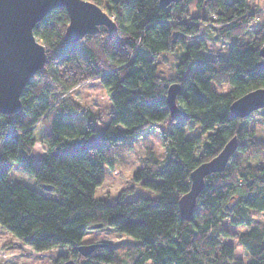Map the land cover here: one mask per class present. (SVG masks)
<instances>
[{
  "label": "trees",
  "instance_id": "16d2710c",
  "mask_svg": "<svg viewBox=\"0 0 264 264\" xmlns=\"http://www.w3.org/2000/svg\"><path fill=\"white\" fill-rule=\"evenodd\" d=\"M91 1L114 18L116 31L100 27L63 43L65 7L52 9L34 28L46 63L24 87L22 108L0 113V225L38 252L66 246L78 257L73 264L115 262L114 251L101 242L86 256L79 252L95 223L133 239L132 264H264V224H253L255 213L264 214V156L249 160L251 153L264 155V137H256L251 114L236 117L230 108L264 87V20L258 24L249 0H197L205 17L190 12L192 0L166 7L160 0ZM255 23L254 35L243 40ZM207 26L231 43L227 55L208 52ZM178 46L176 76L168 79L158 72V58ZM95 79L112 101L102 131L96 114L69 95ZM173 82L180 84L177 103L185 113L176 118L166 100ZM151 130L160 132L166 155L145 157L133 179L155 196L127 199L135 193L129 187L115 202L98 197L106 170ZM234 136L238 146L226 167L206 177L191 217L182 218L179 199L190 189L191 172ZM38 142L46 148L36 164ZM16 165L35 178L37 188L9 180ZM230 226L247 227L237 235L247 259L230 243L237 234Z\"/></svg>",
  "mask_w": 264,
  "mask_h": 264
},
{
  "label": "rangeland",
  "instance_id": "374dc122",
  "mask_svg": "<svg viewBox=\"0 0 264 264\" xmlns=\"http://www.w3.org/2000/svg\"><path fill=\"white\" fill-rule=\"evenodd\" d=\"M197 0H192L189 5L190 12L200 17H205L207 12L204 7H199L196 4ZM249 8L255 11L258 16V24L264 20V0H249ZM261 19V20H260ZM261 21V22H260ZM258 24H253L252 28L242 37L243 40L250 39ZM205 40L207 42L208 52L211 54H228L231 43L223 42L218 38L215 29L212 26H207ZM182 53L181 47H176L174 50L164 51L158 58V72L160 75L173 79L176 76V64L179 56ZM225 89L227 87H224ZM70 97L82 106L91 109L97 118V128L102 131L109 122L111 112V98L107 89L99 80H90L80 84L70 92ZM166 125V124H165ZM250 126L254 129L256 137H264V114L260 108L254 111L250 116ZM200 130H194V134H198ZM191 135L190 132H187ZM205 137V136H202ZM45 145L36 143L33 149V156L36 164H39L45 154ZM165 147L163 139L158 130H151L142 133L136 140L133 150L128 152L123 158L116 161L114 169H108L105 172V180L97 188L96 195L103 197L109 202H115L120 193L133 187L135 193L127 195V199H132L137 193L145 196H155V192L143 188L140 183L135 182L133 175L137 168L142 165L144 158L147 156H157L160 159L165 157ZM249 160L256 162L264 155L261 153L249 154ZM11 182H23L32 188H37L35 178L27 172L20 169L19 166H14L9 173ZM254 225L262 226L264 224V214H254ZM226 226H229L225 222ZM237 231L236 236L230 237L229 241L235 247L236 254L248 258V254L243 246L238 241V233L246 230L245 226H230ZM85 243H104L115 254V262L113 264H132V252L135 249L134 241L125 233H119L112 226H102L89 230L83 237ZM103 246V245H102ZM82 255V254H81ZM76 260L66 246H58L52 249L38 252L30 245L15 237L8 230L0 225V264H59L68 260ZM73 261V260H72ZM78 261V257L76 263ZM75 264V263H74Z\"/></svg>",
  "mask_w": 264,
  "mask_h": 264
},
{
  "label": "water",
  "instance_id": "95a60500",
  "mask_svg": "<svg viewBox=\"0 0 264 264\" xmlns=\"http://www.w3.org/2000/svg\"><path fill=\"white\" fill-rule=\"evenodd\" d=\"M182 0H160L166 7L171 2ZM56 7H65L69 15L63 43H73L87 34L96 33L100 27L116 31L114 18L99 4L91 0H0V113L9 115L22 108L21 94L31 77L42 69L47 60L45 46L36 38L37 23ZM264 68V45L261 48ZM180 84L173 82L167 91V104L173 118L185 115L177 103ZM264 107V87L254 89L231 104V113L246 117ZM237 137H232L221 151L210 160L200 163L190 174V189L181 195L179 208L182 218L189 219L197 198L205 187L206 177L224 170L237 149ZM51 190L52 185H44ZM103 223L92 224L89 229L102 227ZM101 243H82L78 250L82 255L90 254ZM62 264H73L68 260Z\"/></svg>",
  "mask_w": 264,
  "mask_h": 264
}]
</instances>
